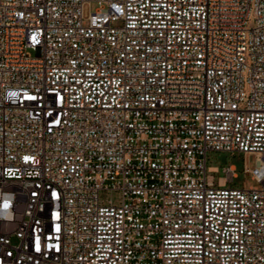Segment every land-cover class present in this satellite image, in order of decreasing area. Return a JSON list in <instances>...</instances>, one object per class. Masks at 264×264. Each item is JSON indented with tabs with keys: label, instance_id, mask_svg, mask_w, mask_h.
<instances>
[{
	"label": "built area",
	"instance_id": "1",
	"mask_svg": "<svg viewBox=\"0 0 264 264\" xmlns=\"http://www.w3.org/2000/svg\"><path fill=\"white\" fill-rule=\"evenodd\" d=\"M0 264H264V0H0Z\"/></svg>",
	"mask_w": 264,
	"mask_h": 264
},
{
	"label": "rangeland",
	"instance_id": "2",
	"mask_svg": "<svg viewBox=\"0 0 264 264\" xmlns=\"http://www.w3.org/2000/svg\"><path fill=\"white\" fill-rule=\"evenodd\" d=\"M99 6L97 4H92L91 7L85 9V18H88L90 13L95 12ZM256 158L254 156H245L243 154L232 155L230 153H210L209 154V167H217L220 170V173L215 176L216 180L223 176V168L230 165L235 166L239 172V178L235 180L234 185L237 188H251L256 187L258 184L251 179L250 176H245L243 174L244 166L247 165L251 169L255 167ZM103 202L112 201L114 204L119 203L120 196L114 192H106L101 196Z\"/></svg>",
	"mask_w": 264,
	"mask_h": 264
}]
</instances>
